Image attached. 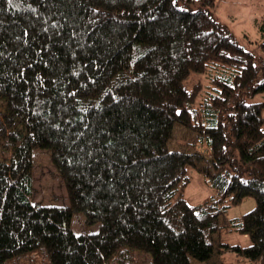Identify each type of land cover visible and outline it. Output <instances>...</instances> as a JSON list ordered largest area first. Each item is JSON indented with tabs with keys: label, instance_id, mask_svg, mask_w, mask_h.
I'll list each match as a JSON object with an SVG mask.
<instances>
[{
	"label": "trees",
	"instance_id": "obj_1",
	"mask_svg": "<svg viewBox=\"0 0 264 264\" xmlns=\"http://www.w3.org/2000/svg\"><path fill=\"white\" fill-rule=\"evenodd\" d=\"M188 1L199 8L0 0V264L41 248L50 264H127L124 247L152 264H219L225 251L264 264V103L246 100L264 92V59L215 18V0ZM259 29L264 50V17ZM197 73L214 92L194 107L197 83L184 82ZM175 125L210 153L212 195L195 206L183 186L204 154L169 150ZM37 148L49 151L68 205L34 202ZM246 197L255 207L226 220ZM75 213L98 231L75 232ZM221 228L250 244L216 243Z\"/></svg>",
	"mask_w": 264,
	"mask_h": 264
},
{
	"label": "rangeland",
	"instance_id": "obj_2",
	"mask_svg": "<svg viewBox=\"0 0 264 264\" xmlns=\"http://www.w3.org/2000/svg\"><path fill=\"white\" fill-rule=\"evenodd\" d=\"M180 8H199L198 2H190L185 0H175ZM215 18L228 30L234 40L247 51L254 54L256 60L264 59V50L259 48L263 41L259 25L264 17V0H215L214 7L210 9ZM197 83V94L193 103L194 107H198L207 96L208 92H214L211 87L214 83L203 73L191 74L184 82L188 90H192ZM247 103L256 102L264 103V92L256 93L251 97H246ZM261 115L264 119V106L262 107ZM264 127V126H263ZM169 150H182L186 153H194L199 151L204 154V159L201 163L189 165L186 170L188 177L187 183L183 186V198L188 205L195 206L200 204L205 198L212 195V190L207 183V171H213L210 164V153L206 144L199 146L193 140V133L181 125H175L173 128V136L168 143ZM33 184L32 191L34 202H40L44 205L65 206L68 205L66 190L59 173L54 168L48 150L34 149L33 151ZM255 207V199L246 197L240 203L232 206L226 212L225 219L241 217ZM99 224L85 225L82 213H75L72 217L71 227L77 232H96L99 229ZM215 236V242H222L229 245H238L246 247L250 244V239L247 234H238L234 231H229L226 228H221ZM215 243V244H216ZM123 251H128L125 255L130 256V259L125 257L123 262L127 264H152L151 257L148 253L140 250L122 248ZM219 256V255H218ZM218 256L214 257L216 261ZM122 259V254H117L115 258ZM16 264H50V259L47 252L41 250L27 253L23 257L16 258ZM219 264H247L244 256L239 255L235 251H225L220 253L218 259ZM189 264H207L189 257Z\"/></svg>",
	"mask_w": 264,
	"mask_h": 264
}]
</instances>
